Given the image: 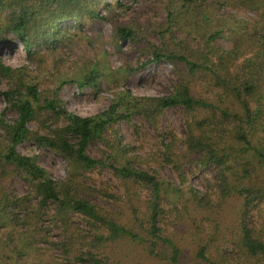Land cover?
Segmentation results:
<instances>
[{
  "label": "trees",
  "instance_id": "obj_1",
  "mask_svg": "<svg viewBox=\"0 0 264 264\" xmlns=\"http://www.w3.org/2000/svg\"><path fill=\"white\" fill-rule=\"evenodd\" d=\"M116 4L121 10L131 8L122 0ZM240 4L257 10L259 18L241 20L222 13L223 8ZM102 20L114 27L116 51L125 57L126 73L168 62L177 79L168 95L137 96L124 88L109 107L82 116L66 109L59 93L67 83L82 89L99 87L107 72L99 62H93L82 78L57 84L43 94L25 70L6 65L0 57V78L8 82V88L0 90L7 103L0 112V264H48L52 249L63 252L61 264H136L138 251L133 256L127 251L135 246L142 247L145 253L141 254H147L149 260L187 264L183 247L164 233L170 212L162 204L165 196L183 192L209 216L226 198L241 196L240 235L233 236L232 251L243 264L261 260L264 264V238L250 222L253 209L264 208V0H169L166 20L158 24L161 44L148 39L151 20L146 24L120 20L107 0H0V48L13 36L32 57L40 47H58L72 28L84 30L86 21ZM179 30L186 36L177 34ZM220 39L229 40L230 48L220 45ZM126 40L132 42V52L149 56L141 66L131 65L129 53L123 52ZM178 106L183 108L186 135L179 139L174 132H161L160 150L182 186L156 170L138 167L141 155L137 148L123 143L115 129L112 139L106 136L122 120L136 127L135 116L157 127L164 111ZM9 110L18 114L12 121L6 118ZM55 117L67 124L46 125ZM33 120L43 129L32 130L29 124ZM99 140L107 149L95 158L88 149ZM26 141L63 157L68 162L66 177L54 179L37 154L19 152ZM211 164L216 167L217 198L192 186L184 171L187 165ZM96 168L111 171L123 182L125 194L119 196L109 186L88 184L86 173ZM14 174L27 179L29 194L19 196L12 191ZM142 189L148 191V198H143ZM92 197L122 207L111 211ZM123 207L130 208L129 222ZM184 210L188 211L186 203L177 209ZM76 215L84 218L85 229L73 226ZM53 226L61 229L60 240L55 242L46 232ZM86 231L91 235H85ZM132 242L136 244L132 246ZM198 257L214 263L204 246ZM223 259L217 264L230 262Z\"/></svg>",
  "mask_w": 264,
  "mask_h": 264
},
{
  "label": "rangeland",
  "instance_id": "obj_2",
  "mask_svg": "<svg viewBox=\"0 0 264 264\" xmlns=\"http://www.w3.org/2000/svg\"><path fill=\"white\" fill-rule=\"evenodd\" d=\"M117 1L107 0V2L113 3L115 12L120 20L138 24H146L147 20H151L152 25L148 29V39L155 44L162 43L163 39L160 36L158 24L166 20L169 0H122L123 4L131 7L126 11L118 8ZM105 13L106 10L103 9L102 14L104 15ZM222 13L232 14L235 18L241 20L259 18L257 10L241 4L237 8H232L231 6L223 8ZM85 23L84 30L72 28L58 47H52L51 49L40 47L32 57L28 55L24 45L11 36V42L5 43L0 48V57L6 65L25 70L30 78L39 83V88L43 94L50 93L51 90L56 89L57 84L82 78L90 70L93 62H99L107 71L101 77L99 87L92 88L87 86L82 89L76 83H67L59 93L66 109L82 116H90L103 111L112 104V99L116 96V93L124 88H127L137 96H164L170 94V86L177 79L170 63H153L146 67L135 69L132 73H126L124 70L125 57L116 51L115 31L110 22L102 20L98 23H93L92 21H86ZM177 34L186 36L182 30H179ZM168 38L169 35H167ZM219 43L226 49L230 48L229 40L220 39ZM132 47L130 40H126L122 44L123 52L129 53L127 57L129 62L132 63L131 65L134 67L141 66L149 56L132 52ZM7 88L8 82L0 78V90L4 91ZM6 105L4 97L0 96V112L6 108ZM17 115L14 110L6 112V118L9 121L14 120ZM44 120L45 118L43 117L42 121ZM133 122L136 127L126 120L120 121L119 124L114 125L106 132L107 138H113V129H115L117 134L121 136L123 143L132 144L137 148L136 152L141 155V161L137 164L138 167L156 170L162 177L173 181L177 186H182L177 172L166 162L160 150L162 147L160 133L174 132L179 139L185 137L186 129L183 108L178 106L165 110L158 118L157 127L137 116L134 117ZM49 124H52V127H56L65 126L67 122L65 119H57L55 117L51 121L46 122V125ZM29 126L32 130L43 129V126L35 120ZM104 149H107L106 144L99 140L97 143H92L88 150L92 156L100 158ZM18 150L25 155L37 154L39 162L51 171L54 179L59 180L66 177L68 162L53 151L47 148L39 149L33 141L22 143ZM184 171L187 174L189 183L201 193H211L214 198L219 197L216 184V167L214 165L211 164L206 167L187 165L184 167ZM86 175V182L91 186H109L113 193L119 196L125 194L123 182L107 169L96 168L91 172H87ZM30 189L27 179L17 174L13 175L12 191L15 194L23 196L29 194ZM140 193H142L144 199L148 198L146 189H142ZM172 196L169 194L162 201L167 211L170 212L167 223L164 225V233L173 238L179 246L183 247L187 264H217V260H224L223 258L230 259V262L223 264H243L240 256L232 251L234 245L231 243L235 234L237 236L240 235L239 221L243 206V198L241 196L232 195L226 198L222 201V206L213 212L211 216L203 208H198L192 202H189V193L184 194L183 192V194L178 196ZM91 199L111 211L114 209L120 210L122 207L121 203L116 205L98 197H92ZM184 203L188 205V211H177V209L183 207ZM124 209L125 221L129 222L130 208L125 207ZM52 213H49V218H51ZM251 214V224L257 229L259 235L264 238V208L261 210L254 208ZM190 216L197 221L196 225H194ZM216 223L218 225L214 229ZM73 226L85 229L86 222L81 215H76ZM147 227L148 225H145V228ZM46 232L50 241L60 240L61 229L59 227H50ZM214 233H216L215 239L211 240V235ZM85 235L90 236L91 233L86 231ZM132 243V246L136 244L135 242ZM44 246H48V244L45 243ZM203 246L214 263H206L198 257V251ZM135 247L134 250L130 251V249L127 251H129L131 256L138 251L140 261L136 262V264H169L167 261L158 258L149 260L147 254H141V252L145 253L142 247ZM223 249L225 251H222ZM219 250L222 251L221 257L218 256ZM50 255L47 258L49 260L48 264L62 263L64 255L60 249L50 250ZM57 259L58 261H56ZM110 262L113 261L111 260ZM260 262L256 264H261ZM245 264L252 263L246 262Z\"/></svg>",
  "mask_w": 264,
  "mask_h": 264
}]
</instances>
